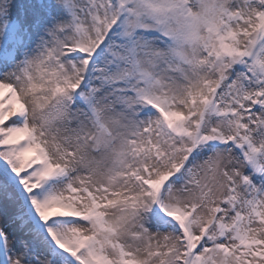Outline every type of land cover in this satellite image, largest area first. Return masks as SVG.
<instances>
[{
  "label": "snow or ice",
  "instance_id": "obj_1",
  "mask_svg": "<svg viewBox=\"0 0 264 264\" xmlns=\"http://www.w3.org/2000/svg\"><path fill=\"white\" fill-rule=\"evenodd\" d=\"M0 264H264V0H0Z\"/></svg>",
  "mask_w": 264,
  "mask_h": 264
}]
</instances>
